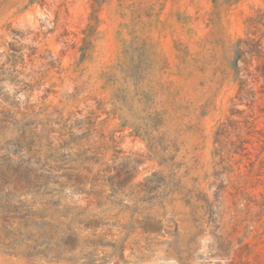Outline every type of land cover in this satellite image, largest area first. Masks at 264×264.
<instances>
[{
  "label": "rangeland",
  "instance_id": "374dc122",
  "mask_svg": "<svg viewBox=\"0 0 264 264\" xmlns=\"http://www.w3.org/2000/svg\"><path fill=\"white\" fill-rule=\"evenodd\" d=\"M264 0H0V264H264Z\"/></svg>",
  "mask_w": 264,
  "mask_h": 264
},
{
  "label": "trees",
  "instance_id": "16d2710c",
  "mask_svg": "<svg viewBox=\"0 0 264 264\" xmlns=\"http://www.w3.org/2000/svg\"><path fill=\"white\" fill-rule=\"evenodd\" d=\"M250 23L253 25H258L260 23H262L263 19H264V14L263 13H258L257 17H250ZM264 25V22L262 23Z\"/></svg>",
  "mask_w": 264,
  "mask_h": 264
}]
</instances>
